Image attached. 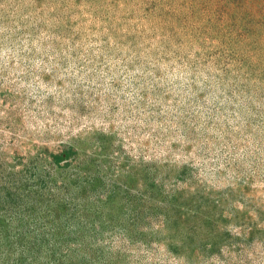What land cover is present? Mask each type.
Returning a JSON list of instances; mask_svg holds the SVG:
<instances>
[{"label":"rangeland","instance_id":"374dc122","mask_svg":"<svg viewBox=\"0 0 264 264\" xmlns=\"http://www.w3.org/2000/svg\"><path fill=\"white\" fill-rule=\"evenodd\" d=\"M0 264H264V0H0Z\"/></svg>","mask_w":264,"mask_h":264}]
</instances>
